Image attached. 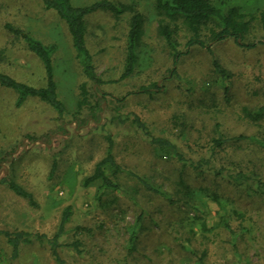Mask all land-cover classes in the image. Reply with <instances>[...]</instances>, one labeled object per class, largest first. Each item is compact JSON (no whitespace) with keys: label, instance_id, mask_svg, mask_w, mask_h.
Wrapping results in <instances>:
<instances>
[{"label":"rangeland","instance_id":"1","mask_svg":"<svg viewBox=\"0 0 264 264\" xmlns=\"http://www.w3.org/2000/svg\"><path fill=\"white\" fill-rule=\"evenodd\" d=\"M95 1L71 0L74 6ZM108 1L135 4L144 17V35L134 75L117 81L123 67L128 14L87 16L86 46L95 73L104 82L113 81L98 88L86 80L66 26L41 0H0V73L36 88L45 84L42 64L5 30V24H10L54 47L51 58L57 97L65 107L59 117L37 99H26L17 106L16 94L0 87V230L27 232L33 240L20 245L18 256L12 258L11 247L0 236V264H56L47 240L56 233L67 207L71 216L58 240V252L66 264H195L203 250L206 264H264V198L237 193L213 173L201 178L173 160L160 159L130 123L136 116L152 134L168 138L193 160L211 157V140L218 135L245 137L226 143L216 152L213 164H238L245 173H258L264 183V120L248 122L241 113L242 108L262 104L264 46L244 49L229 40L213 47L214 56L231 75L224 94L212 72L210 55L199 47L181 57L176 75L168 76L172 62L157 34L159 17L151 2ZM234 4L245 14L256 15L264 0ZM252 26L246 40L258 42L261 31L256 22ZM178 38L183 50L182 31ZM150 82H157L163 91L117 101ZM82 83L97 97L107 94L105 100H98L101 111H77ZM174 117L181 123H175ZM107 136L113 141L115 161L125 173L117 177L120 189L107 192L99 201L96 186L85 187L83 180L104 157ZM180 173L192 187L216 190L223 208L199 196L195 206L201 219L193 220L190 208L170 204L134 178L142 177L176 199ZM5 179L30 192L36 206L13 194L2 183ZM223 211L235 236L219 225ZM138 216H142L144 230L129 252L130 228ZM202 220L209 231L201 229ZM36 235L45 239L36 241Z\"/></svg>","mask_w":264,"mask_h":264},{"label":"trees","instance_id":"2","mask_svg":"<svg viewBox=\"0 0 264 264\" xmlns=\"http://www.w3.org/2000/svg\"><path fill=\"white\" fill-rule=\"evenodd\" d=\"M146 1L152 3L159 17L157 34L164 40L172 62L171 69L167 73L168 76L176 75V65L181 57L187 55L191 48L199 47L205 49L210 55L212 72L220 80L224 94H227V86L224 84L230 79L231 75L214 56L213 47L229 40L244 49H254L257 46H264V5L257 11L256 15H252L243 13L241 8L234 4L238 0ZM41 2L46 10L53 11L66 26L72 48L81 65L86 80L98 88L113 81L104 82L95 73L92 57L86 46L85 19L88 15L96 12H107L112 14L115 18L128 14L123 67L117 81H123L134 75L139 66V52L144 35V17L135 4H115L108 0H98L85 6H74L71 0H41ZM253 22L258 24L262 37L258 42H247L246 39L251 33ZM4 28L11 36L21 40L25 48L38 58L43 67L45 84L43 87L36 88L18 82L4 73H0V87L11 90L16 94L17 106L21 105L26 99H37L51 107L59 117L62 116L65 112V107L57 97V84L54 79L51 58L54 47L42 44L30 34L10 24H5ZM179 31H182L184 34L185 41L183 50L179 48L181 45L178 38ZM163 89L164 88L157 82H150L147 85L138 87L134 91L126 93L125 96L117 101L122 102L126 97L131 95L152 97L161 93ZM260 94L263 101L259 107L255 109L242 108L241 113L248 122L256 123L264 120V83L262 84ZM106 96V93H102L101 96L98 97L97 95H93L87 88V84L82 83L79 86V98L76 105L77 111L85 109L88 110L89 113H93L95 108L98 109V112L101 111V104H99L100 101L98 100H105ZM93 98H96L95 102H93L95 104L91 101ZM118 120L120 123L126 121ZM173 120L177 124L181 123L179 122L180 118L174 117ZM130 123L142 133L154 154L160 159L173 160L181 165L182 170L189 169L192 173L201 178H204L206 173H213L215 177L225 180L237 193L245 192L247 195L251 193L250 195L264 198V183L262 179H260L258 173H245L240 166L235 163H230V166L220 165L218 167L213 164L214 157L218 155L216 152L223 149L226 143L229 141L237 142L239 140H244L245 137L226 138L222 135H218L211 140V157L193 160L187 157L180 148L168 138L152 134L148 126L141 122L136 116L131 119ZM106 141L107 148L104 157L95 163L91 175L83 180V186L85 187L91 185L96 186L98 192L97 198L99 201L107 192H114L120 189L117 177L119 174L125 173L123 168L115 161L112 139L107 136ZM134 178L146 191L163 198L170 204L181 203L183 206L190 208L195 214L193 220L201 219L197 216L199 211L195 206V202L199 196L205 197L217 204L218 207L223 208L221 196L216 190L209 187H192L186 182L181 173L175 183V192L178 195L176 199L161 187L149 184L144 178L139 176H135ZM2 183H4L13 194L27 201L29 205L33 207L36 206L32 194L22 186L11 179L2 180ZM234 214L238 216L237 212H234ZM70 216L71 208L67 207L63 211L56 233L50 239H46L50 246L51 256L56 264H66L58 252L60 248L58 240L63 234L64 227L68 223ZM219 218V225L224 228V230L228 231L231 236H235L236 233L231 229L224 211ZM142 225V216H138L134 225L130 228L131 230L128 238L129 252L133 251L138 235L144 230ZM200 227L202 230L209 231L203 220L201 221ZM0 236H3L7 244L11 247L12 258L18 256L20 245H29L33 241L32 235L23 231L10 232L0 230ZM44 239L45 237L42 235L35 236L36 241L42 242ZM205 257L206 250H203L200 256L196 258L195 264H206Z\"/></svg>","mask_w":264,"mask_h":264}]
</instances>
